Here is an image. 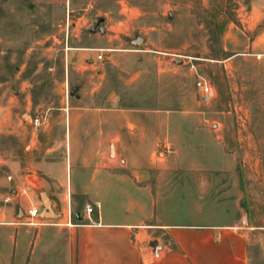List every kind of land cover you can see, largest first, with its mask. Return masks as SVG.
Wrapping results in <instances>:
<instances>
[{
  "label": "rangeland",
  "instance_id": "374dc122",
  "mask_svg": "<svg viewBox=\"0 0 264 264\" xmlns=\"http://www.w3.org/2000/svg\"><path fill=\"white\" fill-rule=\"evenodd\" d=\"M97 153L161 180L162 221L240 222L264 264V0H0V264H19L14 223L20 264L62 263L66 234L26 218L41 191L56 228L70 208L136 209L135 186L81 185Z\"/></svg>",
  "mask_w": 264,
  "mask_h": 264
},
{
  "label": "crops",
  "instance_id": "0c3cea01",
  "mask_svg": "<svg viewBox=\"0 0 264 264\" xmlns=\"http://www.w3.org/2000/svg\"><path fill=\"white\" fill-rule=\"evenodd\" d=\"M101 157L102 161L81 185L89 191L117 183L135 186L140 191L139 199L135 200L137 207L134 210L98 208L94 215L83 210L76 219L64 214L59 228L50 226L52 219L39 220L42 222L39 225L44 226L39 229V237L56 231L66 234L63 241L49 247L58 254L61 264H248L249 231L243 224L208 220L200 214L193 221H162L157 205L164 197L154 189L161 186V180L159 184L147 183L149 178L139 174L138 181L146 183L137 184L130 175L115 173L118 167H128L129 163L105 161L104 153L98 159ZM26 203L23 201L22 205L27 206ZM73 205L78 210L82 208L78 200H73ZM13 225L10 228L20 264L25 254L24 246L20 247L23 231L20 223ZM29 225L38 226V223ZM153 236H161L158 243L153 241L157 239ZM156 244L162 245L158 254ZM3 258L0 256V262Z\"/></svg>",
  "mask_w": 264,
  "mask_h": 264
},
{
  "label": "water",
  "instance_id": "95a60500",
  "mask_svg": "<svg viewBox=\"0 0 264 264\" xmlns=\"http://www.w3.org/2000/svg\"><path fill=\"white\" fill-rule=\"evenodd\" d=\"M103 21H104L103 17L99 18V20L92 27V30L96 31L97 26L100 23H102ZM105 30L106 29H105L104 26L100 27V31L101 32H105ZM144 40H145L144 37H140L139 36L136 39L132 40V43L138 45L140 42H143ZM75 90H76V87H73L71 89V94H75ZM24 120L26 122H28V121H31L32 118L28 114H26V115H24ZM113 153H114V144H111V146H110V154H113ZM40 197H41V200H42V210L37 216L39 219H55V218L57 219L59 217H62V214L59 211L58 202L53 197H51L46 191H41ZM21 212H22V210L19 211V213H21ZM243 222L244 223L246 222V218L245 217H244ZM161 247H162L161 244H156L155 245L156 254L159 253V248L161 249Z\"/></svg>",
  "mask_w": 264,
  "mask_h": 264
},
{
  "label": "built area",
  "instance_id": "2783aa9c",
  "mask_svg": "<svg viewBox=\"0 0 264 264\" xmlns=\"http://www.w3.org/2000/svg\"><path fill=\"white\" fill-rule=\"evenodd\" d=\"M202 89L204 92H209L210 87L207 84L202 85ZM92 208H88V212H91ZM41 212V206H33L28 210L27 219L29 224H36L40 220L37 216ZM72 211L69 209V216L71 217Z\"/></svg>",
  "mask_w": 264,
  "mask_h": 264
},
{
  "label": "flooded vegetation",
  "instance_id": "af4514ba",
  "mask_svg": "<svg viewBox=\"0 0 264 264\" xmlns=\"http://www.w3.org/2000/svg\"><path fill=\"white\" fill-rule=\"evenodd\" d=\"M100 24H101V23H100ZM98 27H99V29H100V26H99V25L97 26V28H98ZM74 87H76V90H75V96H78L79 88H80V87H79V86H74ZM72 88H73V87H72ZM72 88H71V89H72ZM70 93H71V90H70Z\"/></svg>",
  "mask_w": 264,
  "mask_h": 264
},
{
  "label": "bare ground",
  "instance_id": "6f19581e",
  "mask_svg": "<svg viewBox=\"0 0 264 264\" xmlns=\"http://www.w3.org/2000/svg\"><path fill=\"white\" fill-rule=\"evenodd\" d=\"M114 153H115V146H114Z\"/></svg>",
  "mask_w": 264,
  "mask_h": 264
}]
</instances>
